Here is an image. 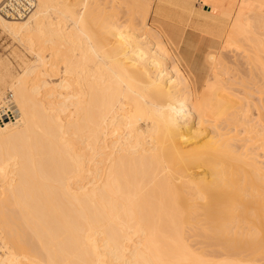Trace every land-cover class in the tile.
Masks as SVG:
<instances>
[{"label": "bare ground", "instance_id": "6f19581e", "mask_svg": "<svg viewBox=\"0 0 264 264\" xmlns=\"http://www.w3.org/2000/svg\"><path fill=\"white\" fill-rule=\"evenodd\" d=\"M93 1L0 0V264H264V0Z\"/></svg>", "mask_w": 264, "mask_h": 264}, {"label": "rangeland", "instance_id": "374dc122", "mask_svg": "<svg viewBox=\"0 0 264 264\" xmlns=\"http://www.w3.org/2000/svg\"><path fill=\"white\" fill-rule=\"evenodd\" d=\"M91 1H93V0H91ZM95 1V3H94V5L93 6H95V7H98V8H100L101 9V7L100 6H103V8L105 7L104 5H103V3H101V2H99L98 0L96 1V0H94ZM93 1V2H94ZM101 1V0H100ZM156 1L157 0H155V4H156ZM97 2V3H96ZM98 2L101 4H99V5H97L98 4ZM102 2H104V1H102ZM202 3H206V4H208L209 5V3L208 2H199V0H195L194 1V5H195V10H196V14H193L192 16H191V14H185L184 16H182V17H180L179 15H177L178 14V12H173V14H175V15H171V16H169V15H167V17H165V19L164 18H160V17H157V18H155V16H152L153 15V11H152V13H151V16L149 17L150 19L148 20V22L149 23H152V22H159V23H161L162 25H163V27L164 28H166V30L167 31H169L170 33H172V34H176V32H178L179 30H181L180 29V27H183L184 25H182L181 23H179V22H177L176 20H184L185 22H186V27H185V32L187 31H191V30H193L194 28H192L191 27V24H192V22H194L195 24H197V22H198V24H203V17L202 16H199L197 13L198 12H200V13H202L203 15H212L213 14V12H209L210 10H211V8H209V6H207V5H204V4H202ZM97 6H96V5ZM199 7V8H198ZM203 8V9H202ZM96 10H97V8H95ZM99 10V9H98ZM103 9H101V11H102ZM173 10H177L176 9V7H174L173 8ZM169 17H171L172 19H170ZM191 19V20H190ZM190 21V22H189ZM200 33H206V30L204 29V28H199V30H198ZM10 34H8V33H5L3 30H1L0 29V60H8L9 61V63L10 64H12V66H14L15 68H17V67H19V65L24 61V60H26L27 58L29 59H31V58H33L32 57V53H29V51L28 50H26L27 48L21 43V42H19V41H16L17 39H15L12 35H10ZM12 37V38H11ZM26 48V49H25ZM204 53H209V52H211L212 51V49H211V51L210 50H208V49H206V48H204ZM21 51V52H20ZM28 51V52H27ZM26 52V53H25ZM14 53V54H13ZM18 53V54H17ZM12 54V55H11ZM25 54V55H24ZM183 54L184 55H186L187 56V53L185 52V51H183ZM18 55V56H17ZM19 55H21V56H19ZM209 55V54H208ZM189 56V55H188ZM25 57V59H23ZM27 59V60H28ZM29 59V60H30ZM21 61V62H20ZM19 64V65H18ZM0 65H1V63H0ZM243 70H245V68H243ZM231 71V70H230ZM231 73H232V71H231ZM254 74H257L256 72H253V74H252V76H254ZM56 76H54V80L56 81L57 80V77L55 78ZM197 77H198V79H202V80H204L205 78V80H208V81H210L212 78H213V73H212V71L208 68V67H205V68H203V70H200L199 71V73H198V75H197ZM235 77H233L231 80H229V82H231V84H232V86H234V87H236V89L238 88L239 90L241 89L242 91H244L242 88L244 87L241 83H239L238 81L240 80V79H238V75H236V79L238 80V81H235V79H234ZM258 80H260V77L259 76H257L256 77ZM202 82V81H201ZM200 84H202V83H200ZM244 84H246V82H244ZM252 89V88H251ZM250 90V89H249ZM256 89H252V90H250V91H254L253 93V96H251L252 97V99L251 100H253L254 102H256L257 101V99H256V96H257V94H258V96L261 94L260 92H258V91H255ZM254 99H256V101L254 100ZM258 102V101H257ZM251 103H253L252 101H251ZM254 105L252 104V107H253ZM251 107V108H252ZM255 108L253 107L250 111L253 113V112H256L257 110L255 109ZM262 113H263V117H264V109H262ZM207 132H208V130H207ZM243 134V133H242ZM241 134V135H242ZM245 136V135H244ZM206 139H208V137H205L204 139H202V140H206ZM196 141H197V139H195ZM193 141V140H192ZM191 146V145H190ZM189 146V147H190ZM203 172V170L202 169H199L198 170V173H200V174H198L197 173V175H201V174H203L202 173Z\"/></svg>", "mask_w": 264, "mask_h": 264}, {"label": "built area", "instance_id": "2783aa9c", "mask_svg": "<svg viewBox=\"0 0 264 264\" xmlns=\"http://www.w3.org/2000/svg\"><path fill=\"white\" fill-rule=\"evenodd\" d=\"M1 10L4 11V12H6V10H4V8H1ZM9 16H10V15H9ZM22 16H24V15H22Z\"/></svg>", "mask_w": 264, "mask_h": 264}]
</instances>
